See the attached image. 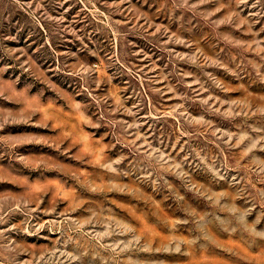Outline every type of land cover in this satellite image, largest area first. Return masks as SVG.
<instances>
[{"label":"rangeland","instance_id":"rangeland-1","mask_svg":"<svg viewBox=\"0 0 264 264\" xmlns=\"http://www.w3.org/2000/svg\"><path fill=\"white\" fill-rule=\"evenodd\" d=\"M0 264H264V0H0Z\"/></svg>","mask_w":264,"mask_h":264}]
</instances>
